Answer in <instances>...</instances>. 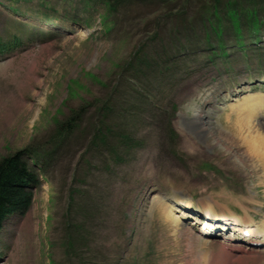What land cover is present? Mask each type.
<instances>
[{
    "label": "rangeland",
    "instance_id": "1",
    "mask_svg": "<svg viewBox=\"0 0 264 264\" xmlns=\"http://www.w3.org/2000/svg\"><path fill=\"white\" fill-rule=\"evenodd\" d=\"M15 4L0 158L27 150L39 183L0 264H264L230 250L234 221L264 230V0ZM208 207L224 231H199Z\"/></svg>",
    "mask_w": 264,
    "mask_h": 264
},
{
    "label": "trees",
    "instance_id": "2",
    "mask_svg": "<svg viewBox=\"0 0 264 264\" xmlns=\"http://www.w3.org/2000/svg\"><path fill=\"white\" fill-rule=\"evenodd\" d=\"M15 1H18V4L8 6V10L17 17L20 10L25 8L19 4L21 0ZM230 14L239 21L240 15L235 10H231ZM12 41H15L9 43L12 48L15 47L13 43L17 45L24 42L23 38L18 36H14ZM3 45L4 42L0 38V53ZM27 154V150H18L0 158V229L9 216L26 213L32 204L33 189L38 185L39 177L29 164Z\"/></svg>",
    "mask_w": 264,
    "mask_h": 264
},
{
    "label": "bare ground",
    "instance_id": "3",
    "mask_svg": "<svg viewBox=\"0 0 264 264\" xmlns=\"http://www.w3.org/2000/svg\"><path fill=\"white\" fill-rule=\"evenodd\" d=\"M193 116L197 119H199V115L197 114V111L195 113H193ZM184 204L183 202H178L176 203V205H181ZM185 207L188 206V203L184 205ZM184 216V212H173V214L171 215V218L174 220H181L182 217ZM202 217L206 220H208V223L202 225L200 227V232L202 233H206V234H213L215 233V231H217L218 228H222L221 230H225V224L222 223V226H219V224H217V226L214 225V222H216V220L218 221L219 218H224V220H228V218L222 214L219 213L217 211H215L212 207H208L204 210V212L202 213ZM212 223V224H210ZM220 224V225H221ZM232 233L235 234V236H233V242H232V247L234 248H230L231 251H238V252H246V251H255L257 250V248L253 247L252 244H258L257 246H261L260 243H264V233L263 231L257 229V228H250V229H244L243 224H241L238 221H234L232 223ZM225 227V228H224ZM224 228V229H223ZM214 231V232H213ZM238 231L240 233H238ZM244 232H248V233H244ZM224 238L227 239H231V237H227L224 236ZM221 243H223L224 241L221 240Z\"/></svg>",
    "mask_w": 264,
    "mask_h": 264
}]
</instances>
